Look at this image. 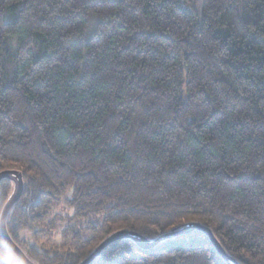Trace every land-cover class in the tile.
Here are the masks:
<instances>
[{
    "label": "trees",
    "instance_id": "obj_1",
    "mask_svg": "<svg viewBox=\"0 0 264 264\" xmlns=\"http://www.w3.org/2000/svg\"><path fill=\"white\" fill-rule=\"evenodd\" d=\"M195 2L0 0V171L25 182L7 228L35 263L197 221L264 264V0ZM13 188L0 182V216ZM61 199L72 220H102L25 248ZM0 264H22L1 230ZM91 264L228 263L195 230L152 249L122 239Z\"/></svg>",
    "mask_w": 264,
    "mask_h": 264
},
{
    "label": "water",
    "instance_id": "obj_2",
    "mask_svg": "<svg viewBox=\"0 0 264 264\" xmlns=\"http://www.w3.org/2000/svg\"><path fill=\"white\" fill-rule=\"evenodd\" d=\"M5 179L12 181L14 184V188L8 200L4 204V207L1 212L0 230L2 236L6 244L17 255V257L20 259L22 264H37L34 261H32L24 252V250L12 239L7 228L8 215L11 209L14 207V205L21 199L24 192L25 182H24L23 174L21 171L17 169H6L0 171V182ZM195 230L202 231L209 237V239L212 241L213 245L215 246L217 252L222 257V259L225 260L226 263L239 264V262L235 258L227 254V252L224 250V248L221 246V244L213 234L211 228L197 221L190 222L179 229H172L166 233L159 235L158 237L152 240L134 231L125 230V229L118 230L110 234L108 237H106L96 247V249L79 264H91L95 259H97L101 255V253L106 247L122 239H132L136 241L141 248L152 249L162 241H165L169 238L178 237L183 234H188Z\"/></svg>",
    "mask_w": 264,
    "mask_h": 264
},
{
    "label": "rangeland",
    "instance_id": "obj_3",
    "mask_svg": "<svg viewBox=\"0 0 264 264\" xmlns=\"http://www.w3.org/2000/svg\"><path fill=\"white\" fill-rule=\"evenodd\" d=\"M196 11L201 14L202 12V0H196ZM73 211L68 208L65 199H61L48 215L42 220L38 226L29 229H43L44 233H36L34 235L32 230H25L22 232L21 240L24 243L25 248L32 246L40 247L42 245L59 244L68 240L67 233L72 231V227H84L85 229H79L82 237H88L90 235L93 224L102 220L101 214L89 215L82 220H72L70 215ZM28 229V228H27ZM65 229H71L65 231ZM65 231V232H64Z\"/></svg>",
    "mask_w": 264,
    "mask_h": 264
}]
</instances>
